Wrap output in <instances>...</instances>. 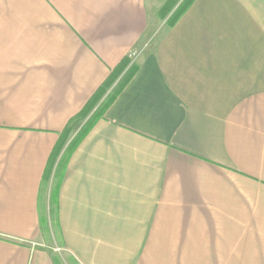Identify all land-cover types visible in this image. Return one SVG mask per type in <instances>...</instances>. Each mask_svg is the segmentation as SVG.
Returning a JSON list of instances; mask_svg holds the SVG:
<instances>
[{
    "label": "crops",
    "instance_id": "1",
    "mask_svg": "<svg viewBox=\"0 0 264 264\" xmlns=\"http://www.w3.org/2000/svg\"><path fill=\"white\" fill-rule=\"evenodd\" d=\"M149 12L0 0V264H264V0Z\"/></svg>",
    "mask_w": 264,
    "mask_h": 264
},
{
    "label": "rangeland",
    "instance_id": "2",
    "mask_svg": "<svg viewBox=\"0 0 264 264\" xmlns=\"http://www.w3.org/2000/svg\"><path fill=\"white\" fill-rule=\"evenodd\" d=\"M170 1H172V0H163V1L162 0H148L149 9L154 10V14L149 12L148 29H147V33L145 35V39L140 45V48H139L140 52L143 51L144 49H147V47L149 49H152L157 38L168 27V24L171 21V19L173 18V15L181 7V5L183 3H185L186 0H173L174 1V3L172 4L173 6L170 8L168 13L164 17H160L159 11L162 9V7L166 3H169ZM152 2L154 4V6L150 5ZM162 3H164V4L161 5ZM132 69H133V67H131L129 69V71L125 74V76H123V79H121L122 82L124 81L125 77L131 72ZM115 90H116V87L112 91V93L109 94L107 96V98H105L104 101H102L101 103H100V98L97 99V101L95 102V104L92 107V109H94V108H96V106H98L96 112L94 113L95 115H97L100 112V110L104 107V105L111 98V96L115 92ZM87 120L88 119L86 118V119L82 120L81 122L77 123L76 125H74L72 127L71 131L67 134V137H68L67 141H69L70 145L72 144L73 140L76 138L78 133L82 130V128L86 124ZM43 232L45 235H48L47 230H44Z\"/></svg>",
    "mask_w": 264,
    "mask_h": 264
},
{
    "label": "trees",
    "instance_id": "3",
    "mask_svg": "<svg viewBox=\"0 0 264 264\" xmlns=\"http://www.w3.org/2000/svg\"><path fill=\"white\" fill-rule=\"evenodd\" d=\"M194 0H186L185 3H183L181 5V7L176 11V13L173 15V18L171 19V21L168 24V28L172 27L176 21L180 18V16L186 11V9L192 4ZM174 3V1H170L169 3H166L162 9L159 11L160 12V17H164L168 11L170 10V8L173 6L172 4ZM106 87H104L105 89ZM103 90V89H102ZM99 92L98 96L94 99L91 100V102L89 103L88 107L84 108V110H82V112L80 114H78L76 117H74L73 119H71L68 122V125L66 126V129L64 131V134L67 135L72 127L74 125H76L77 123L81 122L82 120H84L86 118V116L88 115L89 111L92 109L93 105L95 104V102L97 101V99L100 98V94L101 91ZM117 89L115 90V92L112 94L111 98L108 100V102L104 105V107L112 100L113 96L115 95ZM103 107V108H104ZM102 108V109H103ZM101 111V110H100ZM99 114V113H98ZM95 115V114H94ZM92 116L89 120L86 121V124L84 125V127L82 128V130L78 133V135L76 136V138L73 140L72 144L69 146L68 148V152L82 139V137L85 135V133L89 130V128L92 126V124L94 123V121L98 118V115ZM55 194V192H54ZM55 199V196H54Z\"/></svg>",
    "mask_w": 264,
    "mask_h": 264
}]
</instances>
